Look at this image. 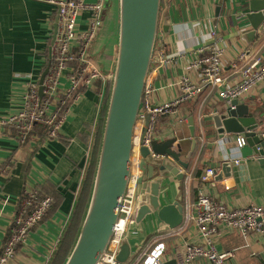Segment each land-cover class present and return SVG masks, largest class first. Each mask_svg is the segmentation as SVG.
Segmentation results:
<instances>
[{"label":"crops","instance_id":"obj_1","mask_svg":"<svg viewBox=\"0 0 264 264\" xmlns=\"http://www.w3.org/2000/svg\"><path fill=\"white\" fill-rule=\"evenodd\" d=\"M49 1L0 0V254L9 224L25 190L33 189L51 196L56 207L30 233L19 248L17 257L7 264H46L50 255L56 252L83 192L87 171L96 164L111 84V80H108L82 92L80 100L69 107V115L59 139H47L40 135L38 126L25 142L17 141L16 131L9 129L6 121L23 107L26 90L30 84L36 81L40 83L49 63L50 37L57 18V11ZM98 1L86 0L91 4ZM248 1L163 0L155 52L163 50L172 61L170 65L160 68L158 74L149 73L151 83L164 87L157 101L162 97L171 102L179 97L180 92L173 85L182 75L190 72L189 65L195 58L197 47L212 42L209 38L212 30L223 40L224 61L228 67L243 52L249 53V61L260 60L264 65V38L255 46L262 33H258L251 43L243 37L252 30L247 19ZM115 3L116 0H112L109 15L105 10L102 28L90 51V58L111 76L118 29V8L116 14ZM217 9H220L219 16ZM89 19L88 12L78 17L81 32L87 31ZM164 22L170 26L168 33L163 31ZM237 62L242 64L241 61ZM155 64L153 57L152 67ZM231 73L229 71L227 76ZM65 81L63 78L62 82ZM206 97L205 92L180 106L187 117L195 116L198 146L191 168L185 172L186 179L181 183L172 179L170 193L162 199V205L170 204L182 195L185 214L193 215V205L200 191L231 208L264 205V163L253 156L247 145L242 148L237 146L239 137L218 136L212 118L216 110L220 114L224 112V103L217 94L205 102ZM241 104L247 105L256 121L264 125V84ZM200 114L202 121L198 119ZM167 120L162 118L160 126ZM178 130L181 139L178 146L182 149L184 160L191 149L188 124L181 125ZM183 142L187 147L182 146ZM225 160L232 163L231 178L201 182L198 173L203 174L207 168L221 170ZM236 160L240 163L236 164ZM148 222V225H144V222L137 224L126 239L133 251L141 249L139 256L163 243L166 255L172 257L177 245L201 241V235L194 225H184L171 233L164 231L165 227L157 217ZM155 235L157 238L152 240ZM216 242L221 251L234 253L232 264H264V231L247 236L222 231ZM188 264L210 263L197 259Z\"/></svg>","mask_w":264,"mask_h":264},{"label":"built area","instance_id":"obj_2","mask_svg":"<svg viewBox=\"0 0 264 264\" xmlns=\"http://www.w3.org/2000/svg\"><path fill=\"white\" fill-rule=\"evenodd\" d=\"M57 11L56 25L51 33L49 72L43 82V96L40 95V83L30 84L23 97V107L11 115L6 125L16 131L18 142H25L41 125L47 133V139H59L60 131L69 115V107L76 104L84 90L93 89L98 83L111 80L106 73L90 58V47L97 37L104 17V2L87 3L86 0H50ZM88 12L90 19L88 29H78V17ZM212 42L199 45L194 51L195 58L189 65L190 72L182 75L173 85L180 93L174 101H157L164 92L163 86L151 83L149 78L144 89L142 107L136 127L133 154V174L127 191L120 200L117 210V221L113 236L99 264H121L116 257L119 248L132 229L137 226L136 217L142 202L141 188L138 184L141 161L140 149L145 146L152 150L154 142L162 143L174 139V150H178L179 127L187 124V114L180 106L207 93L204 100L210 101L217 94L224 103V109L233 108L232 102L242 103L258 87L264 84V65L260 60L249 61V53L243 52L230 67L224 61L225 46L216 31H211ZM156 64L151 66L150 73L158 74L160 68L171 64V59L163 50L154 53ZM237 61H241L239 65ZM232 73L227 76V73ZM150 76V75H149ZM65 78L66 81L62 82ZM218 112V110H216ZM225 111V110H224ZM150 115V123L142 142L145 128V115ZM167 122L161 127V119ZM203 116L198 115L199 121ZM140 126L138 128V124ZM246 145L244 138L239 137L237 146ZM154 157H162L156 156ZM236 164L240 161L236 160ZM215 178V170L207 168L202 183H210ZM51 196L39 195L33 189L25 190L20 198L14 218L9 224L10 236L5 239L0 254V264H7L17 257L19 248L26 242L30 233L36 229L49 213L53 205ZM195 214H185L184 225H194L201 235L199 243H185L176 246L172 257L166 255L165 244H157L151 251L136 256L133 264H188L197 259L206 260L210 264H232L233 252L221 251L216 242L222 231L238 232L244 236L264 231V205L250 204L231 208L212 199L206 192L200 191L193 205ZM180 227V228H181ZM172 233V232H171ZM57 248V247H56ZM54 252L50 255V264ZM172 258V259H171Z\"/></svg>","mask_w":264,"mask_h":264},{"label":"water","instance_id":"obj_3","mask_svg":"<svg viewBox=\"0 0 264 264\" xmlns=\"http://www.w3.org/2000/svg\"><path fill=\"white\" fill-rule=\"evenodd\" d=\"M117 3L118 29L114 68L93 180L82 224L72 250L63 264H99L113 236L120 200L125 195L133 174L135 132L156 48L163 0H117ZM248 6L247 19L252 30L243 37L251 43L258 33H262L255 43L257 46L264 38V0H249ZM111 8L112 0H105L104 9L108 11ZM219 12L220 9H217V16ZM102 25L103 22L97 36ZM169 30L170 26L164 22L163 31L168 33ZM91 49L92 46L90 51ZM50 65L49 61L41 76L39 88L41 96ZM232 106L234 109L226 108L221 114L215 111L212 120L218 136L223 138L226 135H233L244 138L253 156L260 163H264V125L256 121L247 105L235 100ZM149 123L150 115L147 114L142 142ZM187 124L191 136V149L184 160L181 147L178 146L177 151L173 149L176 142L174 139L162 143L154 142L152 150L145 146L140 149L138 184L141 188L142 202L136 217L138 225L148 217L156 216L164 225V231L172 232L184 223L185 207L182 195L166 205H162V199L169 195L172 179L183 182L186 179L185 172L191 168V161L198 146L193 114L188 117ZM93 156L94 151L89 166L92 164ZM231 177L232 163L225 160L221 164V170H215L214 179L222 181ZM68 230L69 226L64 236ZM140 251V248L133 251L129 241L124 240L116 259L121 264H131ZM167 264L176 262L171 261Z\"/></svg>","mask_w":264,"mask_h":264},{"label":"trees","instance_id":"obj_4","mask_svg":"<svg viewBox=\"0 0 264 264\" xmlns=\"http://www.w3.org/2000/svg\"><path fill=\"white\" fill-rule=\"evenodd\" d=\"M108 13V11H107ZM109 15V13H108ZM36 131V129H35ZM40 132V135L45 136L47 131L46 129L39 125L38 130ZM95 160V159H94ZM94 164V163H93ZM94 165H92L91 168L88 169L87 171V179L86 182L83 186V192L80 196V199L78 200V205L77 207H75L73 214L70 218L69 221V230L68 232L65 234L64 239H62L59 242L58 248L53 256V259L51 261L50 264H63L65 262V260L67 259V257L69 256L72 247L74 245L75 239L77 237L78 231L80 229V226L82 224L83 218H84V213H85V209H86V204L88 201V197H89V193H90V188H91V184H92V180H93V175H94ZM199 179L202 177L201 173H198ZM39 193V192H38ZM39 195H43V196H47L44 195L42 193H39ZM54 208L56 209L54 202L52 205L51 210L49 211V213L45 216V218L43 219V221L46 219V217L49 214H52ZM7 236H10V233L8 232Z\"/></svg>","mask_w":264,"mask_h":264},{"label":"rangeland","instance_id":"obj_5","mask_svg":"<svg viewBox=\"0 0 264 264\" xmlns=\"http://www.w3.org/2000/svg\"><path fill=\"white\" fill-rule=\"evenodd\" d=\"M115 8H116V14H117V8H118V4H117V0H116V3H115ZM115 21V20H114ZM140 126V122L138 124V128ZM182 146L183 147H187V144L185 142L182 143ZM150 220H156V216H152V217H148L145 221H144V225H148ZM155 238H157V235H155L152 240H154Z\"/></svg>","mask_w":264,"mask_h":264},{"label":"flooded vegetation","instance_id":"obj_6","mask_svg":"<svg viewBox=\"0 0 264 264\" xmlns=\"http://www.w3.org/2000/svg\"><path fill=\"white\" fill-rule=\"evenodd\" d=\"M188 156V155H187ZM187 156L185 158H187Z\"/></svg>","mask_w":264,"mask_h":264}]
</instances>
